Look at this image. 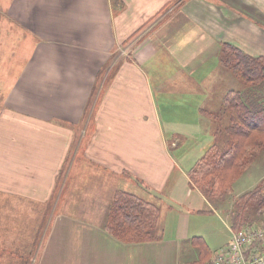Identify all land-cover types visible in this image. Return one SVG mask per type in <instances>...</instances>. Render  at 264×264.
Returning a JSON list of instances; mask_svg holds the SVG:
<instances>
[{
    "label": "crops",
    "instance_id": "1",
    "mask_svg": "<svg viewBox=\"0 0 264 264\" xmlns=\"http://www.w3.org/2000/svg\"><path fill=\"white\" fill-rule=\"evenodd\" d=\"M183 1L170 8L166 19L153 24L156 18L147 25L144 40L131 49L118 71L114 70L118 43L168 0L10 3L8 12L22 32L8 41L15 54L24 48L27 56L23 68L14 63L10 51L0 62L1 71L15 69L0 108V193L46 206L52 203L61 174L57 201L68 210L49 219L32 264H188L196 259L198 251L190 242L197 235L189 227L192 213L216 215L217 207L207 209L206 197L190 185L187 171L193 164L185 168L177 164L173 152L179 141L166 140L156 106L172 103L190 109L178 110L180 115L198 112L196 118H205L207 133L212 132L207 122L213 120L203 111L219 109L228 90L243 87L221 66V44L264 56V0ZM106 26L112 41L105 38L102 43ZM32 37L37 41L30 47ZM102 45L107 49L104 56ZM111 56L112 86L105 89L109 98L100 99L96 122L88 132L84 112ZM110 98L112 139L98 124L101 105L110 104ZM85 138L93 151H85ZM80 158L92 160L88 163L102 176L112 175L109 198L104 195L107 188L86 186H78L83 191L78 196L91 194L94 200L62 195L76 172L77 179L85 175L75 167ZM117 190L140 195L159 207V223L151 232L154 239L126 242L101 228ZM228 233L213 252L229 240L231 227Z\"/></svg>",
    "mask_w": 264,
    "mask_h": 264
},
{
    "label": "rangeland",
    "instance_id": "2",
    "mask_svg": "<svg viewBox=\"0 0 264 264\" xmlns=\"http://www.w3.org/2000/svg\"><path fill=\"white\" fill-rule=\"evenodd\" d=\"M11 2L12 0H0V62L2 61V57L5 56L4 54H7V51H10L13 55L14 63L20 65L19 68H21L25 65L24 61L27 56L26 54L23 56L22 52L24 51V48H20L18 53L15 54L12 50L10 41H8L16 39L22 32L18 29L19 27L17 26L18 24L15 18L8 12ZM180 2L183 3L184 1L168 0V2H166V4H164V6H162L157 13L151 15L124 40L118 43L117 51L114 53L116 56H119L117 59L118 62L114 63V66L116 67L114 68L115 71H118L121 64L125 61V58L130 56L131 49H134L136 45L144 40L147 34L144 29L147 25L156 18L157 19L153 22V24H155V22L159 19H166L170 8L179 5ZM182 3L180 5H182ZM21 9L24 10L23 7H21ZM149 30L150 29L147 31ZM111 37L112 31L108 30L106 26V30L103 32L102 43L105 38L109 41V39L111 40ZM32 38V41H28L30 47H32L33 43L37 41L36 38ZM101 49L102 56L106 55V47L102 45ZM7 59H9L8 56H6L5 60ZM1 70L2 69L0 68V71ZM14 72L10 73L9 70L0 72V108L2 107V97L4 96V92L6 91L9 83H12L8 81L10 80L9 74L13 76ZM109 86H112V56L108 60V63L103 66L100 77H97L94 88H92L93 92L90 96V101L87 104L86 111L84 112L82 122H85L88 132L90 130V125H92L93 122H96L94 121V117L99 108L98 103L100 102V99L102 98L103 100V97L109 98L107 95L109 90H105L106 88H109ZM260 94L264 96V89L260 91ZM154 98L155 102L158 103L155 91ZM110 99V104L105 106L101 105V122H98V124L101 125L104 130L109 132L110 136L108 138L112 139V125L114 122H112V98ZM92 101L95 103H92ZM163 106L165 107L163 108ZM156 109L159 111L161 120L160 125L162 126L166 140L169 139L179 141L178 146H180L173 153L177 157V164L181 168L190 167L194 160L203 153L205 147L214 141L220 146L222 151L228 147L225 133L227 121L224 118L218 121H214V119H212L213 122H207L211 125L212 130V132L207 133L205 118H196V116L198 117V112L195 114H193V112H183L182 114L184 115H180L178 110L183 111L190 109L183 108L181 105H173L172 103H168L167 105L158 103ZM219 111L220 110L218 109L211 110L212 113H217ZM206 134L210 135H207L208 138L205 143L202 144L201 141ZM85 141L86 142L83 144L85 151H93L94 148L88 146L89 143L86 138ZM198 143L203 146H197ZM75 144L76 143L72 145L71 151H73ZM88 162H92V160L80 158L75 167L81 170V172H84L85 175L84 177H79L77 179L76 172L72 182L69 183L70 185L68 184V190L64 191L62 195L72 200L79 198H81V201L84 200V198L87 200H94V196L91 194L81 195V197L78 196V194H83V191L81 192V188L78 189V186H86L90 189L104 188L105 190V188H107L104 195H106L107 198L110 197L112 194V175L110 179L108 176H102V174L96 172V168H94L96 166ZM263 176L264 156H258L237 179L238 181L236 180L237 182L235 181L232 184V194L224 195L221 198H217L212 201L198 189L207 199L206 202H208V205L206 203L203 204L207 209L210 208L211 210V208L214 209V207H217L216 215L209 213H192L193 215L189 225L190 229L193 231L192 233H197L195 236H201L204 239L208 252H213L216 248L215 245L225 242L229 236L230 210L234 197L253 187ZM61 181V174H58L59 187L53 195L52 203L46 206L37 205L35 202L24 200V198L0 193V264H32L35 257V251H37L38 247H42L45 230H48V225H50L48 222L49 219L55 214L62 213L63 210L68 211L57 201V198L59 197L61 200ZM137 196L143 198L140 195ZM216 204L219 207L216 206ZM212 205H214V207ZM71 207L72 206H70L69 209H71ZM77 209H80V207H76V211ZM107 209H109V206ZM221 210H223V212ZM95 213V216L100 218L102 217L99 215V212ZM257 215L259 217L257 223L264 220V207L257 211ZM100 226L104 229L102 219L100 221Z\"/></svg>",
    "mask_w": 264,
    "mask_h": 264
},
{
    "label": "trees",
    "instance_id": "3",
    "mask_svg": "<svg viewBox=\"0 0 264 264\" xmlns=\"http://www.w3.org/2000/svg\"><path fill=\"white\" fill-rule=\"evenodd\" d=\"M220 64L239 79L243 87L230 89L222 96L219 112H203L211 120L224 118L227 121L228 147L222 151L214 141L187 171L190 185L212 201L232 194V184L256 157L264 156V96L260 94L264 89V56H251L229 43H222ZM110 201L102 219L106 231L126 242L154 239L151 232L158 226L160 214L155 203L124 190H117ZM262 207L264 176L234 197L230 210L231 229L237 231L257 223V211ZM190 242L198 253L188 264H210L212 255L204 239L193 236Z\"/></svg>",
    "mask_w": 264,
    "mask_h": 264
},
{
    "label": "built area",
    "instance_id": "4",
    "mask_svg": "<svg viewBox=\"0 0 264 264\" xmlns=\"http://www.w3.org/2000/svg\"><path fill=\"white\" fill-rule=\"evenodd\" d=\"M211 264H264V220L232 231L214 251Z\"/></svg>",
    "mask_w": 264,
    "mask_h": 264
}]
</instances>
